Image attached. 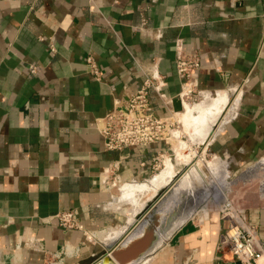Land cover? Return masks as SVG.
I'll use <instances>...</instances> for the list:
<instances>
[{"label": "crops", "instance_id": "crops-1", "mask_svg": "<svg viewBox=\"0 0 264 264\" xmlns=\"http://www.w3.org/2000/svg\"><path fill=\"white\" fill-rule=\"evenodd\" d=\"M179 47L201 58L193 77L196 102L180 98ZM154 71L165 75L163 92L190 144L204 145L202 156L219 162L229 177L257 162L264 169V0H0V264H47L68 243L80 255L66 264H95L154 205L156 194L189 173L193 165L173 146L108 151L97 128V118L127 101ZM152 107L170 113L158 96ZM168 151L166 166L154 172L159 152ZM120 158L123 183L105 192L99 175ZM194 189L175 193L173 208L161 212L160 241L167 237L141 264L215 263L223 221L206 208L202 183ZM191 190L197 206L179 216L181 198ZM243 201L264 244V193L248 191ZM70 209L86 229H104V239L85 245L82 230L49 220ZM28 236L41 238L47 251L17 250Z\"/></svg>", "mask_w": 264, "mask_h": 264}, {"label": "built area", "instance_id": "built-area-1", "mask_svg": "<svg viewBox=\"0 0 264 264\" xmlns=\"http://www.w3.org/2000/svg\"><path fill=\"white\" fill-rule=\"evenodd\" d=\"M236 0H231L235 4ZM52 49H55L52 47ZM87 63L93 74L101 75L98 62L93 56L87 57ZM201 67V58L194 52H188L180 47L176 61V70L184 82V90L180 98L196 102L198 93L194 88L193 77ZM31 71L37 72V66L32 65ZM167 85L165 75L158 71L146 72V78L123 104L114 106L105 116L97 118L96 125L103 136L105 149L122 152L127 148L148 146L164 142L173 146L174 132L181 129V121L176 112L171 109L172 98L168 97L163 88ZM158 96L168 107L170 113L166 116L158 114L152 107V97ZM183 138H187L183 135ZM188 140V139H187ZM166 152H159L153 164V171L161 170ZM121 158L114 160L99 175L100 187L105 192H111L123 183L121 175ZM215 206L223 221V230L218 245V257L214 264H264V244L258 236L256 227L248 220L245 210L234 203L229 194L222 200L208 201L206 208ZM203 209V208H202ZM59 226L65 229H80L84 232V244L100 242V234L104 229L88 230L78 219V210L70 209L53 216ZM48 221V220H47ZM34 248L47 251L41 238L28 236L21 240L16 249ZM79 248L66 244L60 250L50 254L47 264H66L67 258H77ZM229 255V260H226ZM223 262V263H222Z\"/></svg>", "mask_w": 264, "mask_h": 264}, {"label": "water", "instance_id": "water-1", "mask_svg": "<svg viewBox=\"0 0 264 264\" xmlns=\"http://www.w3.org/2000/svg\"><path fill=\"white\" fill-rule=\"evenodd\" d=\"M174 105L176 110L182 107L178 96L174 98ZM179 179L168 190H164L160 194L158 193L159 195L156 194L155 198H157L154 205L151 204L146 208L144 213L139 217V222L123 239L107 246L103 257L95 264H141L152 254L155 248L162 242L160 241L161 236L159 233L160 225H158L161 212L164 208H173L174 195ZM191 195L194 196V194L190 193L188 195L184 194L181 198L184 202L181 204L182 210L178 209V212H180L179 216L190 213L191 207L195 204L191 201ZM195 199L197 200L198 197ZM194 206H197V204Z\"/></svg>", "mask_w": 264, "mask_h": 264}, {"label": "rangeland", "instance_id": "rangeland-1", "mask_svg": "<svg viewBox=\"0 0 264 264\" xmlns=\"http://www.w3.org/2000/svg\"><path fill=\"white\" fill-rule=\"evenodd\" d=\"M185 135L187 136V138H182V141L185 140L184 142L186 144V147H182L183 145L179 146L180 144L176 145V147H175L176 140H175V143L173 146V149L176 151L175 154L180 155V156L182 155V153H185L186 150H188L187 143L188 144L190 143L189 141L188 142L186 141L187 139H190V137L188 136V134H185ZM191 141H193V140L191 139ZM181 148H183V150ZM190 148H191V146H190ZM193 148L194 149L192 151L188 150V154L190 153L189 155L187 154L188 160H190V162H188V163L190 164V166L193 165L191 168H193L196 165H199V167H200L199 169L201 170V172H199V175H197L195 177L197 178V181L199 184L202 183V186L204 188L201 190V192H199L201 194L200 196L206 195L205 196V197H207L206 202L208 203V201L211 198L213 200H215L214 198H218L217 196H215V192L212 188L215 186V183H217V181H219L221 178H223L227 175L228 171H227V169L221 168L220 166H218L219 162H216L215 160H210L211 159L210 156H207L206 154L204 156H200L203 153L204 145H201V146L196 145L195 146V144H194ZM179 150H180V152H179ZM166 153L170 154V153H172V151H168ZM193 154H194V156H193ZM212 163L213 164L216 163L217 167H215L216 166L215 165L214 166L215 168H214ZM258 163L259 162H257L256 164L254 163L253 166H250L249 168L243 169L241 172H239L235 175H232V177L228 176L227 179H228V182H230V184L227 183L226 184L227 187H226V185H224L223 186L224 188L221 186V192H222L221 194L222 195H223V193L229 194V196L232 198L234 203L236 205H238L239 207H242L241 203L244 202L243 198L245 197V195L248 191L252 192V191L256 190V191H259L261 193H264V169H260V168H258V170L253 169V167L255 165H258ZM161 167L163 168L164 164H162ZM162 168H161V170H162ZM158 172H160V171H158ZM187 176H184V177H187ZM199 184H196L195 186L197 187V185H199ZM195 186H194V188H195ZM222 188H223V190H222ZM210 207L212 210H216L214 205L212 206L210 204Z\"/></svg>", "mask_w": 264, "mask_h": 264}, {"label": "bare ground", "instance_id": "bare-ground-1", "mask_svg": "<svg viewBox=\"0 0 264 264\" xmlns=\"http://www.w3.org/2000/svg\"><path fill=\"white\" fill-rule=\"evenodd\" d=\"M212 94H214V93H212ZM212 94H210V97L211 96H213ZM229 94V93H228ZM207 95H209V94H207ZM215 95V94H214ZM183 101V100H182ZM186 103V102H185ZM192 105V104H191ZM209 105V104H208ZM190 106V105H189ZM185 108H186V106H185ZM195 108H197V106L196 107H188V109H187V111H190L191 112V114H192V112H193V110L195 109ZM199 110V109H198ZM187 113V112H186ZM184 115V114H183ZM183 117V116H182ZM185 119V118H184ZM193 119V118H192ZM201 120H200V122L202 123V124H204V125H206L207 127L212 123V121H210L209 119H207V118H200ZM217 120V119H216ZM186 121V120H185ZM195 123V122H194ZM185 124V123H184ZM199 126V125H198ZM185 127V126H184ZM183 127V128H184ZM187 129V128H186ZM209 133V132H208ZM185 134H187L186 132L185 133H183L182 131H181V129L180 130H177V131H175L174 132V137L172 138V143H173V146H174V143H175V140H176V143H175V147H176V145H179V146H182V147H186V144H185V140L184 141H182V138H183V135H185ZM189 134H190V131H189ZM204 135V134H203ZM218 135V134H217ZM190 136V135H189ZM204 139V138H203ZM189 140V139H188ZM188 140H186L187 142H188ZM191 141V140H190ZM183 142V143H182ZM194 142V141H193ZM190 146H191V148H190ZM193 146L194 145H191L190 143L188 144L187 143V147H188V150L190 151H192L194 148H193ZM182 150H183V148H181ZM177 150V149H176ZM185 150V149H184ZM188 150H186V152L185 153H182V156H186L187 154H188ZM198 151V150H197ZM174 152H176L175 150H174ZM179 152H180V150H179ZM184 152V151H183ZM194 152V151H193ZM178 153V152H177ZM175 154V153H174ZM186 154V155H185ZM190 154V153H189ZM188 154V155H189ZM187 155V156H188ZM171 156V154L169 155V154H164V158H163V164L166 166V163L168 162V159H169V157ZM186 156V157H187ZM193 156H194V154H193ZM192 156V157H193ZM200 156H202V154L200 155ZM203 156H204V154H203ZM187 159H188V157H187ZM189 161V160H188ZM181 162V161H180ZM264 162V161H263ZM262 162V163H263ZM198 163V162H197ZM172 164V163H171ZM213 164V163H212ZM264 164V163H263ZM173 165V164H172ZM216 165V166H215ZM217 167V164L216 163H214L213 164V167ZM257 166V165H256ZM259 166L260 165H258L257 167L259 168ZM212 167V166H211ZM214 167V168H215ZM220 167H221V165H220ZM164 168V167H163ZM162 168V169H163ZM200 167H199V165H196V166H194L193 168H191L190 169V171H189V173L188 174H186L185 176H187V177H183L179 182H178V185L176 186V191H175V193H179V192H181V191H183L184 190V188H186L187 186L189 187V188H192V189H194V186L196 185V184H199L198 183V181H197V178L195 177V176H197V175H199V172H201V170L199 169ZM257 168V169H258ZM262 168V167H261ZM256 169V170H257ZM170 170V169H169ZM253 171V170H252ZM175 172V171H174ZM204 172V171H203ZM205 174V173H204ZM168 176H173V173L172 172H169L168 174H167ZM212 175V174H211ZM226 175V174H225ZM161 176V175H160ZM165 176V174H163L162 175V178ZM174 176H175V174H174ZM229 176V171H228V173H227V175L225 176V177H223V178H221L219 181H217V183H215V186L212 188L213 190H214V192H215V196H217L218 198H214L215 199V201L216 200H222L224 197H226L228 194H225V193H223V195L221 194L222 192H221V186L223 187L224 185H226L227 183H229L230 184V182H228V179H227V177ZM169 178V177H168ZM199 178V177H198ZM202 178V177H201ZM165 179V178H164ZM200 179V178H199ZM219 179V178H218ZM165 181V180H164ZM214 181V180H213ZM200 182V181H199ZM162 185V184H161ZM232 185V184H231ZM163 186V185H162ZM210 186V185H209ZM196 187V186H195ZM226 187H227V185H226ZM224 188V187H223ZM223 188H222V190H223ZM157 189H158V187H157ZM208 189V188H207ZM159 190V189H158ZM149 191V190H148ZM154 192V191H153ZM156 192H157V190H156ZM191 192H192V194H194L195 195V192L193 191V190H191ZM210 194V193H209ZM154 195H155V193H154ZM153 195V196H154ZM144 196V195H143ZM211 196V195H210ZM151 199V198H150ZM210 199V198H209ZM174 205V204H173ZM139 209V208H138ZM177 210V209H176ZM131 211V210H130ZM138 211V210H137ZM130 213V212H129ZM136 213V212H135ZM134 215V214H133ZM193 215V214H192ZM179 219V218H178ZM186 221V220H185ZM182 223V222H181ZM158 225H160V222L158 221ZM105 235H106V233H101L100 234V237L102 238V239H104V237H105ZM162 236V235H161ZM110 237V236H109ZM167 237V236H166ZM165 237V238H166ZM164 238V237H163ZM164 238V239H165ZM107 240V239H106ZM162 240V239H161ZM163 241V240H162Z\"/></svg>", "mask_w": 264, "mask_h": 264}]
</instances>
